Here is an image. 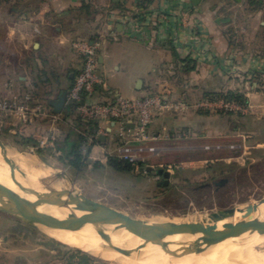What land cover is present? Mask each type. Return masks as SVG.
Here are the masks:
<instances>
[{
	"label": "crops",
	"instance_id": "obj_1",
	"mask_svg": "<svg viewBox=\"0 0 264 264\" xmlns=\"http://www.w3.org/2000/svg\"><path fill=\"white\" fill-rule=\"evenodd\" d=\"M260 2L259 6H253L250 0H200L198 4L194 0H3L0 3V72H25L17 77V84L7 83L3 93L7 96L29 94L33 97L32 104H40L54 112L51 102L62 92L70 90L83 67V58L72 43L91 37L101 44L98 67L101 83L93 91L91 98L94 101L114 102L123 96L133 99L146 93H157L167 86L177 98L196 102L202 99L203 92L236 89L232 72H244L246 80L258 76L263 81L264 0ZM240 14L246 28L259 30L256 38L248 44L246 37L242 39L227 31L228 28H239L237 15ZM135 19L143 21L146 26L143 32L132 28ZM127 45L144 51L142 64L135 71L125 69L130 61ZM187 63L192 64L189 71L184 68ZM176 77L183 78L181 84L174 80ZM203 78L216 83L209 82L204 87ZM139 81L142 82L140 86ZM40 84L44 87L41 88ZM251 86L257 88L255 84ZM259 94L255 92L251 96L254 98ZM260 107L264 108V103ZM67 108L68 103L62 117ZM214 115L218 116L188 113L177 120L176 116L163 112L150 126L148 143L155 144L161 139L232 142L235 133L226 118L227 127L221 135L218 126L212 124L210 130L207 129L209 132L201 130L198 125L201 118ZM102 126L108 135L92 149L90 160L106 165L109 160L107 152L122 143L118 138L117 124L103 122ZM141 145L132 144L131 154L142 152ZM256 145L259 146L255 148L264 147V143ZM55 146L56 143L52 146L53 151L60 155ZM251 146V143L246 146L248 153L252 152ZM194 147L200 153L231 150L228 144L191 148ZM188 148L182 145L171 149L182 151ZM0 231L6 234L0 237V254L22 253L7 244L10 228H1ZM44 246H35L30 251L56 250L51 244ZM0 264L51 263L26 259L23 262L0 261Z\"/></svg>",
	"mask_w": 264,
	"mask_h": 264
},
{
	"label": "rangeland",
	"instance_id": "obj_2",
	"mask_svg": "<svg viewBox=\"0 0 264 264\" xmlns=\"http://www.w3.org/2000/svg\"><path fill=\"white\" fill-rule=\"evenodd\" d=\"M237 21H239V28L235 30L228 28V33L234 32L235 35L242 39L246 37L247 44L253 41L259 31L258 28H246L241 14L239 16L237 15ZM126 48L130 61L129 64L125 66V69H128V71H135L136 67L141 66L142 64L143 58L141 54H143L144 51L131 47L130 45H127ZM24 73L25 72H0V100H10L14 95H19L18 93H13L10 96H7L4 95L3 92L5 91V85L7 83L8 85L11 83L14 85L15 83L17 84V77ZM182 77H176L174 80H177V82L181 84L180 81L183 79ZM231 77H233L231 79L234 81L233 83L236 88L234 90L242 92L248 99V103L246 104L248 107L247 115L254 116L257 119L264 118V108L260 107L262 103H264V79L262 81L258 76H253L251 80H246L244 72H232ZM185 79L188 80V78ZM201 82L202 85L206 87L209 82L212 83L213 81L211 82L203 78ZM251 84H255L257 88H254ZM242 85L245 87H238ZM39 86L41 88L44 87L42 84ZM252 87L254 89H252ZM255 92L260 94L259 96L256 95L252 98L251 95ZM205 94L206 93L203 92L201 100L205 99ZM21 95L23 94L21 93ZM124 97L126 96H123V98ZM178 99H182V97ZM49 111H51V109H49ZM166 113L176 116L177 120L178 117H183L181 116L182 114H200L192 109L179 110L177 112L169 111ZM210 114H218V112H210ZM210 124H212V126H218L220 135L227 127L226 119L221 115L201 118L200 123H198L202 131L210 128ZM17 127H19L18 124ZM67 128L65 120L58 121L53 125L50 119H44L41 121L38 120L27 127L23 134H19L17 131L16 133H12L10 127L5 125L0 129V141L33 155L40 163L51 166L59 173H67L74 185L72 189L75 191L83 193L99 202L130 214L136 218H142L147 221L149 219L151 220L152 217L154 218L162 215L172 219H184L186 221L184 223H197L191 220L197 215L211 214V211L212 213H215L219 210L238 205L245 206L248 204H254L264 198V161H261L255 169L249 170L246 174H237L235 183L226 184L227 186L220 187L221 190H215L213 187H200L206 183H211L210 177L208 175L205 176V173L192 176L188 181H178L175 175L178 170H200L217 161H225L228 163L235 162L241 167L249 166L248 162L255 163L256 159H253V161H250L249 159L251 158V153H248L249 151L246 150L245 146H248V143H250V136L245 133L234 132L235 139L232 142L230 141V143L221 140H204L205 142L198 143V141L192 142L191 140L187 141L178 139H173L172 141H162L161 139L158 142H155V144L152 142L148 143V141L144 142L141 145L143 146L142 152L131 154L135 158V161L133 162L136 166L134 177L141 174V178L139 179L113 173L111 171L107 173H103L102 171H91L87 173L84 178H73L65 162L60 159V155L57 152L53 151V155L44 154L43 158L37 156L39 148H52V146L64 136V134L62 135V132L66 131ZM6 132L9 137L5 136ZM21 137L28 138L35 143L37 142L39 147L33 146L34 144L18 143L17 140ZM46 140H48L49 144L42 145ZM207 144L208 146L210 144H217L220 146L228 144L231 150H223L214 154L210 151L207 153H200L195 147L191 148L192 146L200 145L207 148ZM182 145L188 146L191 149L188 148L182 151L171 149ZM109 158L110 156H108V159ZM148 167H152L153 171L149 172L147 170ZM160 168L172 172L174 177L171 180V184L188 187V189L193 192L190 193L187 190H182L181 197L173 196V192H169L164 185L165 179L159 177L156 173ZM55 177L58 178L57 173L55 174ZM1 228H4L5 230L6 228H10V235L7 234L10 240L7 244L12 250L20 249L22 252L19 254L17 253L18 255L16 253L0 254V261L3 262L8 263L14 260L23 262L27 259L33 262H50L51 264H76V262H85L84 258L87 256L102 264H113L109 261L89 255L82 250L65 246L47 236L41 227L28 226L23 222L2 213H0V229ZM3 235L5 236L6 234H2L0 231V237ZM44 244H51L56 250L53 249L52 252L43 251V253L30 251L33 247L39 245L44 246ZM76 253H80L81 255H77Z\"/></svg>",
	"mask_w": 264,
	"mask_h": 264
},
{
	"label": "bare ground",
	"instance_id": "obj_3",
	"mask_svg": "<svg viewBox=\"0 0 264 264\" xmlns=\"http://www.w3.org/2000/svg\"><path fill=\"white\" fill-rule=\"evenodd\" d=\"M7 155L14 161L17 179L26 187L38 192H45L43 184L55 190H70L74 187L72 180L64 176L63 172L59 173L56 169L40 163L31 154H21L14 149H8ZM56 173L63 176L57 178ZM0 191L8 193L17 202L36 200L35 196L26 193L14 181L1 149ZM39 211L51 215L48 223L38 226L47 236L65 246L82 250L113 264H264V230L259 233L248 232L211 246L187 249H182L181 245L194 242L200 235H177L166 239L170 244L171 252H165L154 244H147L142 250H138L136 248L144 244L142 239L119 225L98 224L95 227L75 225L68 219L71 212L82 220H90V218L87 212L73 206L58 208L42 205ZM152 218L144 221L154 227L186 222L184 219L173 218V220L162 215ZM254 218L264 220V205L253 213L237 212L215 226L220 229L226 223H239ZM191 220L206 225L214 224L210 220L209 213L197 215Z\"/></svg>",
	"mask_w": 264,
	"mask_h": 264
},
{
	"label": "built area",
	"instance_id": "obj_4",
	"mask_svg": "<svg viewBox=\"0 0 264 264\" xmlns=\"http://www.w3.org/2000/svg\"><path fill=\"white\" fill-rule=\"evenodd\" d=\"M132 24V28L136 32L141 33L145 30L146 26H144L143 21L135 19ZM72 45L77 53L83 57V67L67 92L66 103H75L74 118L84 127L83 130L86 129L83 131V135L88 139V143L84 144L81 150L90 159L92 149L99 144L102 137L108 135L102 126L103 122L117 124L118 138L122 143L116 149L108 151L107 155L134 162L135 158L131 155L132 144H142L151 139L150 126L154 118L163 112L192 109L196 112L207 113L235 112L248 114L247 105H240L225 99L208 98L197 102L178 99L174 91L167 86H164L157 93L150 92L133 99L120 97L114 102L94 101L91 98L93 91L101 83V77L98 73L100 41L75 40ZM32 101L33 97L29 94L14 95L10 100H0V129L8 125L12 133L17 131L19 134H23L27 127L38 120L50 119L53 125L64 120L61 114L49 111L40 104L34 105ZM94 121H98L99 124L91 134L87 128ZM45 144H49L48 140L42 143V145ZM257 146L259 145L251 146L249 149ZM249 159L253 161L252 156Z\"/></svg>",
	"mask_w": 264,
	"mask_h": 264
},
{
	"label": "water",
	"instance_id": "obj_5",
	"mask_svg": "<svg viewBox=\"0 0 264 264\" xmlns=\"http://www.w3.org/2000/svg\"><path fill=\"white\" fill-rule=\"evenodd\" d=\"M198 4L200 0H194ZM142 82H138L140 86ZM67 101V92H62L57 100L51 102L53 111L61 114ZM101 139H104L103 137ZM0 149L3 151L4 159L10 167L11 175L14 181L26 193L36 197L35 201L17 202L11 195L0 191V213L5 214L11 218L23 222L31 227H38L40 224H46L51 219V215L40 212L39 207L42 205L56 206L58 208H70L73 206L76 209L82 210L89 214L90 220H82L78 218L73 212L70 213V219L75 225L85 227L92 225L93 227L98 224L119 225L121 228L126 229L130 233L139 237L143 241V245L139 246L138 250H142L147 244H154L159 246L165 252H171L170 244L166 241L168 237L177 235H200L194 242L181 245L182 249L192 247H203L218 244L231 238L240 237L245 233H259L264 230V220L254 218L252 220L242 221L239 223H226L219 229L215 226L222 220L229 216L235 215L237 212L253 213L264 205V198L245 206H235L224 210H219L210 214V220L213 225H206L202 223H182V224H165L159 227H154L146 221L136 218L123 211L117 210L109 205L99 202L83 193H79L74 189L70 190H55L43 184L45 192H38L32 188L24 186L16 177V167L14 161L7 155L8 149H14L21 154H28L16 147H11L0 141ZM38 156V155H37ZM51 167V166H49ZM149 172L153 171L152 167H148ZM157 175L165 179L164 185L167 187L171 184L173 174L171 171L164 168L157 170ZM68 176L67 173H63ZM57 174L58 178L63 176ZM229 182L228 178H221L218 181L206 183L201 188L216 186L217 188L224 187Z\"/></svg>",
	"mask_w": 264,
	"mask_h": 264
},
{
	"label": "trees",
	"instance_id": "obj_6",
	"mask_svg": "<svg viewBox=\"0 0 264 264\" xmlns=\"http://www.w3.org/2000/svg\"><path fill=\"white\" fill-rule=\"evenodd\" d=\"M2 1L3 0H0V3ZM250 1L253 6H259L261 4L260 0ZM83 39L85 40V38ZM94 39V37H91L86 40L96 41ZM184 68L186 71H189L192 69V64L187 63ZM204 98L225 99L240 105H246L248 103V99L244 96V94L236 90L206 92ZM74 107L75 103L71 102L68 104V108L64 115V120L68 128L65 131L63 138L58 140L55 146V149L60 152V159L65 162L73 178H84L85 175L91 171H102L103 173L111 171L113 173L134 177L136 166L130 160L121 159L119 157H110L108 163L104 165L100 162H92L88 156L82 152L81 148L84 144L88 143V139L83 135V131H86V129L83 130L84 127H82L78 120L73 117ZM199 113L210 115L209 112ZM218 115L224 116L228 122L231 123L234 132H242L249 135V142L252 144V146L264 143V118L257 119L251 115L235 112H218ZM98 124V121H94L87 128V131L92 134ZM5 136L9 137L7 132ZM17 142L31 145L34 144L33 146L39 147L37 142L35 143L28 138L21 137L17 140ZM52 152L53 148H39L37 154L43 158L44 154L53 155ZM251 156L254 160L256 159V162H248L249 166L241 167L235 162L227 163L225 161H217L200 170H178L175 175L178 181H188L192 176L206 173L210 177L211 182L218 181L221 178H228L229 182L227 184H233L237 179V174H246L249 170L255 169L261 161H264V148H252ZM138 175L135 177L137 179L141 178V174ZM166 189L169 192H173V196L177 197H181L182 190H187L190 193L193 192L192 190L188 189V187L175 184H170ZM213 189L221 190V188H217L215 186H213ZM84 259L86 263L94 261V259L87 256Z\"/></svg>",
	"mask_w": 264,
	"mask_h": 264
},
{
	"label": "flooded vegetation",
	"instance_id": "obj_7",
	"mask_svg": "<svg viewBox=\"0 0 264 264\" xmlns=\"http://www.w3.org/2000/svg\"><path fill=\"white\" fill-rule=\"evenodd\" d=\"M214 186V185H213ZM213 186H211V187H206V188H212ZM216 187V186H215Z\"/></svg>",
	"mask_w": 264,
	"mask_h": 264
}]
</instances>
